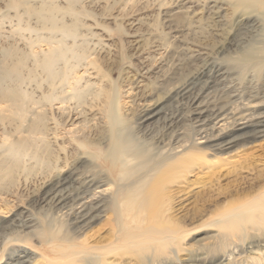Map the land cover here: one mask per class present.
I'll return each mask as SVG.
<instances>
[{
	"label": "bare ground",
	"instance_id": "obj_1",
	"mask_svg": "<svg viewBox=\"0 0 264 264\" xmlns=\"http://www.w3.org/2000/svg\"><path fill=\"white\" fill-rule=\"evenodd\" d=\"M79 1L0 0V264H59L28 243L54 216L76 236L111 217L117 234L89 247L92 254L66 253L70 264L109 256L123 264L239 260L218 254L235 235L264 225V211L249 217L264 210V189L218 211L211 184L186 178L210 167L202 151L264 141V0H111L117 10L106 20L132 38L123 92L96 65L109 45L107 27L79 18ZM153 89L158 94L127 126L121 96L150 97ZM253 171L243 170L264 183L261 169ZM18 192L50 221L11 204ZM202 194L207 199L197 200ZM188 225L195 235L212 232L203 259L177 256Z\"/></svg>",
	"mask_w": 264,
	"mask_h": 264
},
{
	"label": "rangeland",
	"instance_id": "obj_2",
	"mask_svg": "<svg viewBox=\"0 0 264 264\" xmlns=\"http://www.w3.org/2000/svg\"><path fill=\"white\" fill-rule=\"evenodd\" d=\"M87 3L82 5L78 2V10L81 11L79 18H85L84 21L86 24L99 23L106 25L107 28L102 29L104 32L102 35L107 36L104 37L108 42V47L105 48L104 51L96 58V65L99 72L104 73L111 84L119 85L120 92L126 90L124 84L122 83V79L124 78V73H126L125 66L128 64L127 62L130 59H126L127 55L130 54V45L127 43L128 40L132 38H126L125 35H122L116 29L115 23H108L107 17H112L114 13H116V8L112 6L111 0H102L101 2H95L94 0H86ZM142 6H138L137 10ZM150 16L154 14V11L146 12ZM143 14L140 11H137L133 15L140 16ZM155 17V16H154ZM26 18H28L26 16ZM152 20V19H151ZM154 20V19H153ZM101 26H98L97 29L99 32ZM165 32L169 33L170 31L167 28H163ZM170 33L167 35L169 37ZM97 56V55H96ZM158 69L166 70L165 62H160V64L156 65ZM111 87L108 88L110 90ZM157 89H153V92L150 94V97L145 96H121L120 102H126L129 108V111L123 113L126 115V125L132 126L138 115L140 110L143 108V103L151 98L155 97L158 94ZM190 139V137H189ZM201 147V146H195ZM205 156V160H208V164L210 167L207 169L200 168V171H203L204 174L198 173L199 176L197 180L194 177H187V181L189 185H192L191 181H208L211 184L210 194L213 196V199L217 198V203L219 205L218 211H222L224 206H226V202L228 199H232L234 204H237L235 207H239L242 205H238L246 198H251L254 195L260 193L264 188L262 186L264 183L259 180H251V177L245 175L243 170L248 166H252L254 171L256 172L261 169V172H256L257 176H263L264 174V141H257L252 146L245 147L242 142L237 143L235 147H233L229 152H222L217 155L208 153V152H200ZM228 153V154H226ZM230 160L235 161V163L228 165ZM237 160V162H236ZM221 164H224L223 167L217 169ZM227 167H230L228 171L231 173L226 176L224 179H219L218 176L222 174L223 170ZM220 173L218 174V172ZM224 174V173H223ZM19 195L14 196L10 200L15 201L11 204L19 205V209H31L35 213V215L40 219L46 222L50 221L51 217L46 215L44 209H39L37 204L32 203V198L28 196L25 192H18ZM196 196H194L195 198ZM199 199H207V197L202 194L201 196H197V200ZM28 207V208H27ZM261 211L264 210H253L250 214V218H256V216L261 214ZM192 225H188L185 227V234L182 235L180 240L177 242V256L180 260L184 257H190L193 259H203L206 257L205 253H208L207 247L211 246V238L210 235L212 232L207 229L202 234H194L190 231ZM122 230L127 231L122 228ZM36 237L28 236L29 245H35V247H39L41 252L46 256L54 257L55 259H60L59 264H70L64 258L65 254L68 252H74L79 250H84L86 253L79 254L80 256H85L87 254H92L89 251V247L94 249V247H100L102 245L107 246L110 243L115 241V237L117 234L113 231L111 225V217L106 219H101L97 223L93 225L92 228L80 234L79 236L73 235L68 231V226L65 220L62 217L54 216L52 217L51 225L48 229H36L35 230ZM236 238L232 243V248L230 249H221L219 256H227L228 254H232L233 257H238L239 260H235L231 264H264V225H260L255 230H247L246 233H240L235 235ZM49 239L48 243H45V240ZM43 243L40 247L39 243ZM204 244L201 251L198 250L199 246ZM207 244V245H206ZM52 245H56L59 247V252L54 254L50 251V247ZM206 245V246H205ZM250 247V250L247 249ZM179 249H181L179 251ZM250 252V254L248 253ZM254 254V255H252ZM153 255L152 257H154ZM93 261H96V258H89ZM114 260L113 264H123L118 261L115 257H107L104 262L98 261L96 264H110V261ZM158 261L157 256L154 261ZM203 261H206L204 259ZM202 261V262H203ZM218 262H213L212 264H217ZM82 264V263H75Z\"/></svg>",
	"mask_w": 264,
	"mask_h": 264
}]
</instances>
